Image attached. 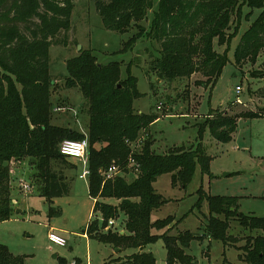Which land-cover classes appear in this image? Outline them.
I'll use <instances>...</instances> for the list:
<instances>
[{"label":"trees","instance_id":"trees-1","mask_svg":"<svg viewBox=\"0 0 264 264\" xmlns=\"http://www.w3.org/2000/svg\"><path fill=\"white\" fill-rule=\"evenodd\" d=\"M93 2L104 28L121 34L137 29L125 45L144 37L156 42V54L152 53L149 66L163 81L190 78L199 72L206 79L196 83L213 89L229 61L230 43L239 30L245 8H259L261 13L243 32L234 51L235 64L238 66L245 59L256 62L264 51V0ZM74 7V0H0V222L15 214L10 185L12 162L24 159H29L34 170L32 178L36 185L29 180L32 190L37 186L38 194L49 204L50 214H59L60 209L52 205L53 199L67 194L70 187V179L57 167L69 160L61 154L60 144L65 139L88 136V189L95 199L94 216L84 229L89 238L122 250L139 249L126 256L124 264H156L155 254L144 249L160 239L167 250L166 264H198L187 252L194 239H202L198 234L190 230L175 236L154 233V229H164L174 220L169 215L152 221V212L170 201L156 192L154 182L164 174H171L173 185L180 183L186 188L197 165L202 174L210 173L211 157L201 143L197 147L180 146L156 153L151 139H145L142 148L133 152L131 144L161 117L155 111L144 113L135 109V100L143 95L136 76L128 74L122 80L120 62L98 63L92 50L82 49L66 61V86L79 88L88 102L87 131L53 122L55 82L50 73V48L67 44ZM249 15L250 12L246 17ZM147 21L148 25L143 23ZM216 43L226 45L225 50L217 51ZM254 76L264 78V71ZM259 96L264 97V87L259 89ZM261 116L258 112L229 114L218 110L207 116L200 130L202 133L208 127L214 139L229 142L239 118ZM130 156L140 164L133 181L126 178ZM114 162L122 165L124 174L105 179L103 170ZM70 164L76 167L73 162ZM197 193L198 205L204 200L208 202L205 234L213 240L227 242L233 218L245 229L264 231V217L240 211L237 197L207 194L202 187ZM121 216V229H107L111 219L118 220ZM59 258L60 264H66L65 258ZM243 258L250 264H264L263 234L253 239ZM119 260L111 259L104 264ZM0 264L30 263L26 255L13 254L7 245L0 243Z\"/></svg>","mask_w":264,"mask_h":264},{"label":"rangeland","instance_id":"rangeland-1","mask_svg":"<svg viewBox=\"0 0 264 264\" xmlns=\"http://www.w3.org/2000/svg\"><path fill=\"white\" fill-rule=\"evenodd\" d=\"M74 3L72 28L67 34V44L61 43L50 48V73L55 82L52 92L55 107L53 122L82 132L87 131L89 123L86 98L79 88L66 86L68 58L77 55L82 49H90L97 56L98 63L120 62L121 79L133 74L138 78L139 91L143 93L135 100V109L144 113L155 111L161 115L148 130L142 131L145 139L153 141L152 149L156 153H164L174 147H197L201 143L211 157L210 173L202 174L200 165H197L194 178L186 188L180 183L173 185L171 174L158 177L154 183L155 190L170 201L159 208L160 210L157 209L153 219L172 216L174 220L164 228V232L169 235H178L185 229H191L198 234L202 239H194L187 252L194 255L200 264H223L225 257L233 264H250L241 260L244 259L245 249H249L253 239L263 233L245 229L233 218L230 220V237L227 242L224 244L222 241L213 240L205 234V226L209 222L208 202L204 200L200 205L197 204V190L202 187L207 194L237 197L240 211L264 217V97L259 96V89L264 87V78L254 76V73L264 71V51L259 54L256 62L245 59L238 66L234 57L243 32L259 16L261 9H244L239 30L230 43L229 61L211 89L196 83L197 80L206 79L199 72L190 78L163 81L149 66L152 53L156 54V42L144 37L127 46L126 42L137 33V29L123 34L108 30L104 28L102 17L93 0H74ZM248 12L249 18L246 17ZM234 18L236 24V17ZM148 22L143 23L148 25ZM215 48L223 52L226 45L220 46L216 43ZM237 85L243 87L240 94H237ZM238 96L241 103L236 101ZM218 110L229 114L258 112L262 116L239 118L233 139L221 142L212 137L208 127L202 133L200 130V125L207 116ZM68 159V162L57 165L63 173L71 169L70 163L75 160ZM82 170V165L73 167L69 192L53 199L52 205L60 209L59 214H50L49 204L38 194L37 186L30 194L23 195L26 200H30V205L21 218L0 224V242L7 244L16 254H29L28 262L31 264H49L54 261L56 254L69 261L78 256L86 261L90 248L80 234L94 216V202L89 195L87 179L78 177ZM33 172L29 159L12 162L10 185L14 207L24 205L20 201L23 193L18 186L19 177L33 180L36 185L32 178ZM138 173L126 175L127 180L133 181ZM107 201L117 202L115 199ZM186 212L193 215L183 222L181 219L175 221L176 217L181 218ZM98 217L101 219L100 215ZM116 222L112 229H121L123 216ZM51 226L75 230L80 234H67L66 246L55 245L48 238ZM208 247L211 248L210 258L205 254ZM133 250L135 249H129L130 252ZM146 250L154 252L156 264H163L167 250L162 239L148 245ZM92 255L93 264H98L100 254L95 246L92 247ZM227 258L224 263H227Z\"/></svg>","mask_w":264,"mask_h":264},{"label":"built area","instance_id":"built-area-1","mask_svg":"<svg viewBox=\"0 0 264 264\" xmlns=\"http://www.w3.org/2000/svg\"><path fill=\"white\" fill-rule=\"evenodd\" d=\"M242 90L243 87H241V85H237L236 87L237 94H240ZM236 101L239 103L242 102L239 96L237 97ZM144 141H145V137L142 136L137 142L132 143L131 147L133 152L140 150L144 144ZM88 149H89V139L87 136L82 139H65L60 144L61 154L65 155L67 158L76 159L83 165L84 170L83 173L80 175V178L83 179H88L90 174V170L88 166ZM126 169L129 171V174H134L136 172H139L140 164L138 163V161L134 156L129 157ZM122 174H124V168L122 167V165H119L116 162L112 163L106 169L103 170V175L105 179H111L116 175H122ZM18 186L20 188V191L23 193V195L29 194L33 188L30 181L23 177H19ZM116 223L117 222L115 219H111L109 221V225L107 229L115 226ZM48 238L49 241L55 245L66 246L68 243L65 237L56 233L54 230H50L48 232ZM71 264H76V262H73Z\"/></svg>","mask_w":264,"mask_h":264},{"label":"crops","instance_id":"crops-1","mask_svg":"<svg viewBox=\"0 0 264 264\" xmlns=\"http://www.w3.org/2000/svg\"><path fill=\"white\" fill-rule=\"evenodd\" d=\"M84 132V131H83ZM71 161V160H70ZM71 162H73L74 164H76V167H77V165L79 164V165H82L78 160H73V161H71ZM82 167H83V165H82ZM72 166H71V169L70 170H68L65 174H66V176L69 178V179H72L73 177H72ZM83 170H84V168H83ZM83 170H82V172L79 174V178H80V175L83 173ZM80 179H83V178H80ZM87 181H88V179H87ZM155 183V182H154ZM88 191H89V189H88ZM30 194V193H29ZM21 196V195H20ZM91 197V196H90ZM92 198V197H91ZM21 200L20 201H23V203H24V205H22V206H20V207H18V206H16L15 205V208H16V210H15V214H13L12 215V217L10 218V219H8V220H5V221H2V222H0V224H3V223H5V222H8V221H11V220H15V219H19V218H21V216H23L22 215V213L23 212H25L26 211V208H28L29 207V205H30V200H26V198L25 197H23V194H22V198H20ZM93 199V198H92ZM95 201V199H93V202ZM26 205V206H25ZM14 206V205H13ZM93 206H94V204H93ZM161 209V208H160ZM160 209H158V210H160ZM158 210H154L153 212H152V221H155V219H153V214L156 212V211H158ZM191 211V210H190ZM192 215H193V213H191ZM191 214H189L188 215V212H186V213H184L182 216H181V218L179 217H176V219H175V221H177V219H181V222H183L184 220H187L188 218H190L189 216L191 215ZM176 216V215H175ZM93 217V216H92ZM91 217V218H92ZM167 217V216H166ZM166 217H164V218H166ZM91 218H90V220H91ZM158 219V218H157ZM156 219V220H157ZM159 219H163V218H159ZM90 220H89V222H90ZM88 222V223H89ZM180 222V223H181ZM88 225V224H87ZM86 225V226H87ZM172 227H173V225H171ZM171 226H169V227H171ZM85 229V228H84ZM84 229H83V231H82V234H80L79 232H77V231H75V230H69V229H64V228H56L55 226H51L50 228H49V231L50 230H54L56 233H58V234H60V235H62L63 237H65L66 238V235L68 234V235H74V236H77V235H79L80 234V236L82 237V238H84L85 240H86V242H87V245L89 246V248H90V250L88 251V253L86 254V261L83 259V258H81V257H75L72 261H69L66 257H62V256H59L58 254H56L55 255V257H54V261H52V262H50L49 264H60V258L59 257H61V258H65V260H66V264H71V263H73V262H76V264H93V260H94V257H93V255H92V247L93 246H95V248H96V250H97V252H99V254H100V258L98 259V264H104L106 261H109V260H111V259H121V260H119V261H117V262H115V264H124L123 263V261L125 260V257L126 256H128V255H131L132 253H134V252H137V251H139V249H137V250H133L132 252H130L129 251V249H127V250H122L121 248H116V247H113L112 245H110V244H105V243H103V242H100L99 240H96V239H92V238H89V236H88V234L87 233H85L84 232ZM185 230H190L191 231V229H185ZM164 231H166V229H164L163 231H159V230H156V229H154V233H162V232H164ZM182 231H184V230H182ZM193 231V230H192ZM254 231H256V232H262L263 233V235H264V231H262V230H254ZM121 233H124V231H121ZM68 242V241H67ZM94 242H98V243H94ZM0 243H2V242H0ZM156 243V242H155ZM98 244V245H97ZM100 244H102V245H100ZM5 245H7V244H5ZM103 245L105 246V247H103ZM8 246V245H7ZM9 247V246H8ZM147 247V246H146ZM146 247H145V251H147L146 250ZM103 248H105V249H103ZM209 248V251H207V252H205V254L207 255V256H209V258H210V256H211V248L210 247H208ZM9 249H10V247H9ZM10 251L13 253V254H16L15 252H13V250H11L10 249ZM151 251V250H150ZM151 252H153V251H151ZM154 253V252H153ZM20 254H23V255H26L27 256V262H28V258H29V254H26V253H20ZM190 254V253H189ZM224 254H225V252H224ZM17 255V254H16ZM190 255H192V254H190ZM192 256H194V255H192ZM167 257V256H166ZM195 257V256H194ZM196 258V257H195ZM227 257H225L224 259H226ZM239 258V257H238ZM224 259H223V264H233L228 258V261H227V263H224ZM240 259V258H239ZM241 260H243V261H246V260H244V259H241ZM198 261V260H197ZM247 262V261H246ZM28 263H30V262H28ZM156 263H157V259H156ZM31 264V263H30ZM163 264H166V259L163 261ZM198 264H200L199 262H198Z\"/></svg>","mask_w":264,"mask_h":264},{"label":"water","instance_id":"water-1","mask_svg":"<svg viewBox=\"0 0 264 264\" xmlns=\"http://www.w3.org/2000/svg\"><path fill=\"white\" fill-rule=\"evenodd\" d=\"M81 48V47H80ZM5 165H8V162H5Z\"/></svg>","mask_w":264,"mask_h":264}]
</instances>
